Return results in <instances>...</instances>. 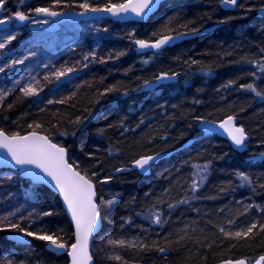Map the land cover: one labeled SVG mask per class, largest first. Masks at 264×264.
<instances>
[{"label": "trees", "instance_id": "16d2710c", "mask_svg": "<svg viewBox=\"0 0 264 264\" xmlns=\"http://www.w3.org/2000/svg\"><path fill=\"white\" fill-rule=\"evenodd\" d=\"M126 1L113 0V5ZM221 2L170 1L145 23L102 20L109 58L90 69L71 103L37 106L15 92L0 106V131L46 135L95 183L103 228L93 242V264H217L240 259L252 264L264 255V232L259 231L264 224V160H246V155L264 154V73L257 67L264 63V17L258 15L264 0H240L234 11L222 9ZM79 4L37 0L33 13L36 8L78 11ZM215 25L219 28L213 32L159 55L135 51L138 39L155 41ZM160 74L176 75L178 81L153 93H137ZM247 84L262 96L242 87ZM112 88L116 91H108ZM230 115L249 135L247 154L236 153L221 138L202 137L197 129L202 119L221 121ZM193 138L198 140L156 164L148 177L137 172L113 175L139 157L179 148ZM204 164L209 165L206 179L193 199L194 165ZM5 172L10 171L0 170ZM238 173L251 183L242 182ZM38 187L40 195L50 194L55 201L50 211L54 215L45 218L50 233L60 231L70 246L73 229L59 199ZM155 211L161 213L160 224L152 217ZM252 223L257 229L246 238L220 231L235 233ZM12 232L17 231H0V246L5 253L12 251L0 264H69L67 254L45 249L47 241L28 238L30 244H14L8 240ZM110 240L124 244L113 252Z\"/></svg>", "mask_w": 264, "mask_h": 264}, {"label": "rangeland", "instance_id": "374dc122", "mask_svg": "<svg viewBox=\"0 0 264 264\" xmlns=\"http://www.w3.org/2000/svg\"><path fill=\"white\" fill-rule=\"evenodd\" d=\"M35 2L37 0H23V3L21 0H6L4 4L0 19L13 20L15 13L19 11L34 20L22 27H18V23L14 22L7 28H0V43L6 44L0 49V56L10 55L0 63V68H3V71H0V91L6 93L5 98L0 100V106L15 92L22 94L37 106L58 108L69 104L88 81L90 69L109 58L110 50L102 43V34L105 31L102 20L78 24L64 23L55 31H43V27L53 26L54 22L35 19ZM81 4H87L89 8L103 9L113 5V0H80L78 11H88L80 7ZM40 20H47L48 23H38ZM11 36H15V39L8 43ZM33 52L35 54L31 55ZM85 56H88L87 60L84 59ZM21 59L24 60L22 64L14 63ZM66 68L75 70L57 78L55 73ZM29 86L35 89L36 94H24L22 88ZM22 181L15 171L0 173V227L6 228L8 221H11L26 231L37 232L47 228L50 232V227L45 221L46 216L42 213L54 208L53 196H42L37 185L31 183L33 186L28 188ZM5 216H8V221L3 220ZM13 230L15 229L6 228L4 231ZM12 234L24 235L20 231L10 233ZM120 247V243H113L109 248L115 252ZM11 253L12 251L5 253L0 246V260L7 259Z\"/></svg>", "mask_w": 264, "mask_h": 264}, {"label": "snow or ice", "instance_id": "6c2138e0", "mask_svg": "<svg viewBox=\"0 0 264 264\" xmlns=\"http://www.w3.org/2000/svg\"><path fill=\"white\" fill-rule=\"evenodd\" d=\"M157 0H129L128 3L108 5L107 7L100 8H89L87 4H81L80 7L87 9L88 11L93 12H110L113 16H119L121 13H127L129 11L135 13L137 16L143 18L145 15L150 13L156 5ZM6 0H0V9H3ZM23 3V0H21ZM224 6H237V0H222ZM35 13L37 15L43 14L44 16L56 17L58 15H63V13H58L55 11H50L47 8H36ZM264 12V8L260 9ZM83 15V13H81ZM15 19L24 22L30 19L29 16L25 15L23 12H16ZM4 19H0V24L6 23ZM41 24H47V20L37 21ZM106 30V29H105ZM153 35H156L155 33ZM186 35V33H181ZM178 37L173 36H164L163 38H158L155 42H148L145 40H135V44L138 45L139 49H160L165 44H168L170 41L178 39ZM15 39V36H11L8 43L11 40ZM6 46L5 43H0V49H3ZM35 53H31L34 55ZM119 55H124L123 52ZM28 57H24L27 59ZM85 60L88 59V56L84 57ZM23 59L14 61V63L22 64ZM103 62V61H101ZM147 63V61H145ZM86 66V65H85ZM258 70L261 73H264V63L257 65ZM75 69L66 68L55 73L57 78L63 76L66 72H73ZM0 71H3V68H0ZM253 76L256 73H252ZM47 79V77H45ZM166 74L159 77L160 80L169 79ZM19 81H17V84ZM242 87L247 88L248 90L254 92L256 96L261 97V91H257V88L253 84L243 85ZM22 91L25 95H34L36 94L35 89L31 86L27 88H22ZM108 91H116L115 88L108 89ZM6 93L0 91V100L5 98ZM65 101H58V103H64ZM51 103V101H50ZM234 117L228 116L223 122L219 124V127L224 129L228 134L232 142L239 148L244 145V141L247 139V135L242 127H235L233 124ZM202 123H204L202 121ZM212 123V122H207ZM31 127V125L29 126ZM39 127V125H37ZM0 149L6 150L7 154L11 157V160L14 161L15 165L20 166L21 168H36L39 169L43 176L34 172H26V174L31 175L34 181L36 182H45L44 177L50 178V181L54 182L56 189L59 190L60 195L63 197L64 203L67 206L68 211L71 213L72 221L75 225V242L70 246H66L63 236L60 234V231L49 232L47 228L40 229L37 232L26 231L24 228H21L19 224L8 221V216L3 217L4 221H8L6 228L15 229L24 233L26 236L33 237L37 240L49 241V249L52 251L66 252L69 257H71V264H87L91 260V257L88 255V241L92 235L94 229L98 228L97 217L99 215L97 211V204L94 200L96 195L94 186L89 178L86 175H81L79 171L73 169V167L67 163L65 160V149L59 147L58 145L51 143L47 137L38 136L35 132L28 136H6L2 131H0ZM157 156H144L135 160V167L140 168L141 170H146V166L150 164L151 161L156 160ZM209 165H194L196 172L193 174L192 183L190 185V190L193 192V199L195 198V192L203 184L206 179L204 173L207 172ZM117 171H125V169H117ZM239 179L242 182L251 183L247 175L238 173ZM10 179V177H9ZM106 182V181H101ZM185 201H180L179 203H186ZM169 208L174 207V205L169 204ZM45 216L54 215L53 212L45 211L42 213ZM10 215H15V213H10ZM152 217L156 224H160L161 213L158 211L152 212ZM5 227H0V231L6 230ZM254 229H257V224L252 223L245 230L232 232H225L223 228L220 229L225 236L230 238L239 239L241 237H247L253 232ZM62 231V230H61ZM259 231L264 232V224L259 226ZM109 243H115L114 241H109ZM120 244H124V241H119ZM161 253L165 252V248H160ZM120 259V257H116ZM264 262V255L260 256L255 264H262ZM226 264H233V261L229 260ZM235 264H246L244 260H237Z\"/></svg>", "mask_w": 264, "mask_h": 264}, {"label": "water", "instance_id": "95a60500", "mask_svg": "<svg viewBox=\"0 0 264 264\" xmlns=\"http://www.w3.org/2000/svg\"><path fill=\"white\" fill-rule=\"evenodd\" d=\"M170 1H181V0H157L155 7L153 8V10L148 13L147 15H145L143 18H141L140 16H137L135 13L129 11L127 13H121L119 16H113L110 12H104V11H99V12H93V11H55L58 13H63V15H58L56 17H50V16H44L43 14L37 15L36 14V18L35 19H47L50 21L54 22L53 26H45L43 27V31L46 30H50V31H55L57 29H59V25L60 24H64V23H81V22H92L95 20H107V21H111V22H118V23H145L147 22L151 17H153L161 8V6L167 2ZM240 0H237V5L239 3ZM128 1H126L125 3H128ZM124 4V3H123ZM221 7L222 9H224L225 11H234L236 9L237 6H224L223 3L221 2ZM4 10V6L3 9H0V16L2 14ZM53 11V10H50ZM81 13H83V15H81ZM259 17H264V12L259 11L258 13ZM33 19H29L27 21L24 22H20L16 19L7 21L6 23L0 24V28H7L10 24L17 22L18 23V27H22L28 23H30L31 21H33ZM217 28H219V25H215V26H211L208 28H205L201 31L198 32H194V33H186V35H180V34H174V35H170L173 37H178V39H175L174 41H170L168 44H165L164 46H162L160 49H154V48H148V49H139L138 45L135 44L136 47V52L138 55H147V54H153V55H159L163 50L166 49H170L174 46L180 45L186 41L189 40H193L195 38L204 36L208 33L213 32L214 30H216ZM164 37V36H163ZM161 37V38H163ZM156 41V40H155ZM155 41H148V42H155ZM8 56L10 55H4V56H0V63L2 61H4ZM162 75L165 74H160L158 77H156V79L150 83H147L146 85H144L141 89H139L137 91L138 94H142V93H152L154 91H156L157 89L163 87V86H167V85H172L175 84L178 80V77L175 75H171V74H166L168 77H170L169 79H164V80H160L159 77H161ZM234 117V116H233ZM226 119V118H225ZM225 119L221 120V121H209V120H200L198 125H197V129L198 131L202 134V137H218L221 138L225 141H227L228 143L231 144L233 150L237 153H247L249 150L248 147V143H249V135L246 132V130L239 125L238 120L236 117H234L233 120V124L235 127H242L247 135V139L244 141V145L241 147H237L232 140L230 139V137L228 136V134L224 131V129L219 127V124L221 122H223ZM202 121L204 123H202ZM207 122H212V123H207ZM3 132V131H2ZM6 136H11L6 134L5 132H3ZM33 132H29L27 134L24 135H19V136H28L31 135ZM38 136H43V137H47L46 135L39 133V132H35ZM48 138V137H47ZM49 139V138H48ZM50 140V139H49ZM198 140V138H193L188 140L184 145H182L179 148L170 150V151H166V152H161V153H157V154H152L151 156H157L158 158L154 161H151L150 164L148 166H146V170H141L138 167H135L134 162L131 163V165L129 167H122L119 169H125V171H114V176L120 175V174H126V173H131V172H137L139 173L141 176L143 177H147L150 175L151 173V169L158 164L159 162L172 157L173 155H175L176 153L185 150L186 148H189L191 145H193L196 141ZM51 143H53L50 140ZM55 144V143H54ZM57 145V144H56ZM60 147V146H59ZM65 149V148H64ZM149 156V155H146ZM144 157V156H142ZM141 158V157H139ZM138 158V159H139ZM264 159V154H258V155H253V156H249L247 158V160L249 162H261ZM65 160L67 161L68 164V153L67 150L65 149ZM137 160V159H136ZM71 165V164H70ZM72 166V165H71ZM73 167V166H72ZM74 170H76L73 167ZM0 170H11V171H15L17 172V174L19 175V177L23 180L26 181H30L33 185H37V186H44L47 189H49L51 192H53L57 198L59 199L62 208L72 226L73 229V233L75 232V225L74 222L72 221V217H71V213L68 211L66 204L64 203L63 197L60 195L59 190L56 189L54 182L50 181V178L48 177H44V181L45 182H36L34 181V179L32 178L31 175L26 174V172H34V173H38L41 176H43V173L40 172L39 169L36 168H21L18 165H15L14 161L11 160V157L7 154L6 150L4 149H0ZM78 171V170H76ZM81 175H83L81 173ZM92 182V181H91ZM93 186H94V190H95V197L94 200L96 201L97 204V211L99 213L97 220H98V225L99 227L94 229L92 232L91 237L89 238L88 241V255L91 257V260L87 262V264H93V257H92V246H93V242L96 238V236L101 232L102 228H103V222H102V217L100 214V210H99V205L97 203V188L94 182H92ZM8 240H10L11 242H13L16 245H24V244H30L31 241L30 239H28L26 236L22 235V234H12L8 237ZM74 242H75V236H74ZM73 242V243H74ZM49 241L45 244V249L51 253L57 254V255H64L67 254L66 252H58V251H52L49 249L48 245H49ZM262 256V255H261ZM68 257L69 260V264H71V257ZM260 257V256H259ZM259 257L255 260L257 261L259 259ZM240 260H244V259H240ZM229 260H225L222 261L220 263L217 264H226V262ZM233 261V264H235V261L237 260H231ZM246 262V264H249L246 260H244ZM255 261L252 264H255ZM262 264H264V262H262Z\"/></svg>", "mask_w": 264, "mask_h": 264}, {"label": "bare ground", "instance_id": "6f19581e", "mask_svg": "<svg viewBox=\"0 0 264 264\" xmlns=\"http://www.w3.org/2000/svg\"><path fill=\"white\" fill-rule=\"evenodd\" d=\"M128 1V0H127ZM135 51H136V47H135ZM137 53V52H136ZM140 56H145V55H140ZM171 75H173V74H171ZM176 76V75H175ZM178 81V80H177ZM177 83V82H176ZM146 85V84H145ZM144 86V85H143ZM142 86V87H143ZM141 87V88H142ZM140 88V89H141ZM153 93V92H152ZM143 94V93H142ZM230 144V143H229ZM231 145V144H230ZM232 147V146H231ZM249 147V146H248ZM233 149V148H232ZM248 152H249V150H248ZM247 152V153H248ZM237 153V152H236ZM247 153H239V154H247ZM256 155H258V154H256ZM249 156H253V155H246V160H247V158L249 157ZM264 160V159H263ZM248 161V160H247ZM249 162V161H248ZM256 163V162H255ZM131 165V164H130ZM129 167V166H128ZM122 168V167H121ZM152 170V169H151ZM9 171H11V170H9ZM139 174V173H138ZM114 175V174H113ZM140 175V174H139ZM118 176V175H117ZM141 176V175H140ZM143 177V176H142ZM148 177V176H147ZM97 188V187H96ZM53 193V192H52ZM103 222V221H102ZM74 234V233H73ZM93 247V246H92ZM91 253H92V250H91ZM93 263H94V261H93Z\"/></svg>", "mask_w": 264, "mask_h": 264}]
</instances>
